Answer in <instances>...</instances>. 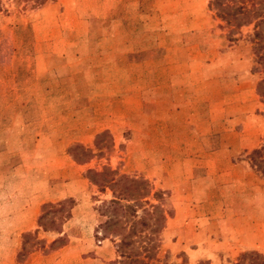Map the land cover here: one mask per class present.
<instances>
[{
  "label": "rangeland",
  "instance_id": "obj_1",
  "mask_svg": "<svg viewBox=\"0 0 264 264\" xmlns=\"http://www.w3.org/2000/svg\"><path fill=\"white\" fill-rule=\"evenodd\" d=\"M209 1L0 0V264L264 255V172L247 158L264 140V68L252 22ZM103 169L142 181L163 214L142 213L126 256L128 224L100 207L140 185L101 189Z\"/></svg>",
  "mask_w": 264,
  "mask_h": 264
},
{
  "label": "trees",
  "instance_id": "obj_2",
  "mask_svg": "<svg viewBox=\"0 0 264 264\" xmlns=\"http://www.w3.org/2000/svg\"><path fill=\"white\" fill-rule=\"evenodd\" d=\"M14 1L16 3L31 1V5H38L43 3L45 0ZM208 4L215 10V15L220 20H223L225 23L231 24L234 27H239L242 24H248L252 22L253 53L256 56V61L261 64L262 68H264V0H210ZM256 90L262 101L264 102V78L257 82ZM80 149L85 154L86 149H83L81 146ZM247 158L255 168H258L260 171L264 172V140L259 147L251 149V151L247 155ZM90 172L95 178L93 179V182L97 185V187L101 189H104L105 187L109 188L110 186L115 185L116 183H118L119 179H122V181L124 180L131 186L140 185V191L138 192L128 193L120 188L117 189L116 192L112 191L113 197L106 201H102L100 207L101 212H103L101 213V215L105 216V219L102 221L103 223L117 224V218L113 217L111 213L108 214V212L119 211L123 216V225L128 224V232L122 235L119 233V240L116 243L117 251L120 254L128 255L129 253H126V251H124V247L127 244L132 243V234L136 236L140 235L141 232L140 229L137 230L135 228V225L137 223H140V225L142 226L146 225V223L144 222V218L142 217V213L151 215V213L154 212L156 213L155 219L163 218V214L161 213V211H157L155 205L148 204L147 208H151L150 210L142 205V198H144L150 192L148 188H145V185L144 183H142V181H138L135 179H126L125 177H122V175L114 180L112 179V177L105 179L104 176H106V174L112 173V171H109L108 169H103L99 172ZM96 177L102 178H100L99 181H96ZM151 196L156 199L157 194L153 192L151 193ZM121 199H131L133 201L132 203H122L120 201ZM137 208H140L141 210V214L139 215H137L136 213ZM197 264L208 263L198 262ZM231 264H264V255L255 251H244L239 255L238 259Z\"/></svg>",
  "mask_w": 264,
  "mask_h": 264
}]
</instances>
